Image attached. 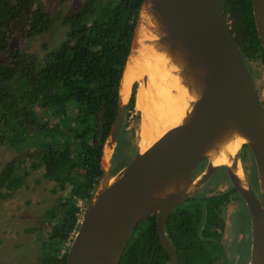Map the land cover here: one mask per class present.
I'll use <instances>...</instances> for the list:
<instances>
[{"label":"trees","instance_id":"16d2710c","mask_svg":"<svg viewBox=\"0 0 264 264\" xmlns=\"http://www.w3.org/2000/svg\"><path fill=\"white\" fill-rule=\"evenodd\" d=\"M143 2L83 0L74 11L59 12L57 18L45 6H35V0H0V131L3 142L18 152L0 170V197L11 196L24 183L27 160L44 167L45 176L61 188L70 185L60 203L62 215L53 217L45 235H38L41 251L36 264H65L82 218L80 202L87 205L100 184L103 147L117 116L120 83ZM222 5L259 88L264 80V49L253 1L222 0ZM57 20L67 27L66 36L44 57L10 49L11 31L16 27L23 25L24 35L34 39ZM5 52L10 63L1 60ZM137 88L135 82L125 110L127 117L134 113L140 120ZM123 121L121 130L128 133L136 154L135 131ZM118 144L117 139L113 174L120 170L118 165H126H114ZM206 165L207 159L199 168ZM246 169L254 187L249 165ZM234 192L242 198L235 188L219 194L197 192L171 212L166 231L177 249L178 264H235L224 238V209L238 198ZM119 264H170L158 235L156 214L135 227Z\"/></svg>","mask_w":264,"mask_h":264},{"label":"water","instance_id":"95a60500","mask_svg":"<svg viewBox=\"0 0 264 264\" xmlns=\"http://www.w3.org/2000/svg\"><path fill=\"white\" fill-rule=\"evenodd\" d=\"M147 1L164 25L160 41L184 57L201 86V95L186 122L168 130L144 151L136 144L138 151L132 161L113 174L112 158L131 94L123 105L119 97L117 116L107 138L112 135L114 139L110 161L107 166L103 164L106 140L104 173L83 210L65 264H119L135 227L154 214L170 264H178L177 249L166 231L169 215L199 192L221 167L250 210L252 251L248 264H264V104L222 0H144L142 7ZM252 1L264 49V0ZM135 82L139 87L144 78ZM233 126L250 139L241 146L239 158L242 163L241 154L248 145L254 155L261 197L243 164L247 186L240 183L229 165H214L207 154L214 139ZM205 159L206 168L200 172ZM164 188L169 191L162 194Z\"/></svg>","mask_w":264,"mask_h":264},{"label":"rangeland","instance_id":"374dc122","mask_svg":"<svg viewBox=\"0 0 264 264\" xmlns=\"http://www.w3.org/2000/svg\"><path fill=\"white\" fill-rule=\"evenodd\" d=\"M82 1L35 0V6L41 4L57 17L59 12L74 11ZM99 1L105 3L107 0ZM66 32L67 27L57 20L49 31L37 38L29 39L24 35V26H18L11 31L10 49H24L42 58L49 49L58 45L65 38ZM1 60L10 63L9 52L2 54ZM262 68L264 69V66ZM252 72L255 82H259L256 80L255 72ZM259 90L264 104V80L260 83ZM135 115L133 113L130 116L128 128L135 131V142L138 144L141 119L137 120ZM127 134L124 129L119 134L115 166L121 163L128 165L135 156L132 154L134 150L129 145ZM2 136V131H0V170L5 163L18 155L9 142H3ZM33 152L30 151L29 154ZM27 167L29 170L24 183L11 196L0 197V264L37 263L41 251L38 235H45L54 220L53 217L62 215L60 203L70 191V185L61 188L56 181L47 178L44 167L41 165L27 160ZM224 173L222 169H218L198 193L207 192L209 188L213 187L217 177ZM227 186H229V182L224 185V188ZM80 205L84 210L85 203L80 202ZM230 207L228 208L230 209V219L228 220L226 240L228 252L236 260L235 264H244L249 260L252 251L250 210L242 198H239ZM227 215H229L228 211ZM226 217L229 218V216Z\"/></svg>","mask_w":264,"mask_h":264},{"label":"bare ground","instance_id":"6f19581e","mask_svg":"<svg viewBox=\"0 0 264 264\" xmlns=\"http://www.w3.org/2000/svg\"><path fill=\"white\" fill-rule=\"evenodd\" d=\"M164 33L160 17L147 1L140 11L133 47L120 87V104L123 105L132 92L133 83L144 78L136 94V106L142 116L138 137L141 151L171 128L186 122L201 95V86L184 57L160 41ZM249 141L246 134L233 126L214 139L207 150L212 164L229 165L244 186H247V182L239 150ZM113 143L111 135L104 147L105 166L110 161ZM168 191L169 188H164L161 193Z\"/></svg>","mask_w":264,"mask_h":264},{"label":"flooded vegetation","instance_id":"af4514ba","mask_svg":"<svg viewBox=\"0 0 264 264\" xmlns=\"http://www.w3.org/2000/svg\"><path fill=\"white\" fill-rule=\"evenodd\" d=\"M129 118L130 117H127V113L125 111L124 120L125 121H129ZM128 127H129V125H128ZM244 154H247V157H245L246 159L244 158ZM241 159H242V164H243V167L245 169L247 177H248V173H247V169L246 168H247V165H249V171H250L249 173L250 174L252 173L253 178H254V181H251V182L254 184V187H255V189H256V191L258 193V196L261 197L260 196L258 172H257L256 164H255L254 155L252 154L251 150H249L245 146H244L243 152L241 154ZM205 168H206V166L204 168L200 169V172H203L205 170ZM223 171L225 173L222 176H218L216 181L214 182L213 187L209 188L207 191H210L212 194H219V193H224L226 191H231L232 188H234L230 177L227 175V172L225 170H223ZM227 182H229V186L224 188V185L227 184ZM237 192H238V190H237ZM200 194L204 195V193H200ZM232 195L237 196L238 194L236 192H234V193H232ZM239 198H241V197L238 195V198H236L235 201H231L224 209V216H225V219H226L227 226H228V220L230 219V209H228V208H231L230 206H232L233 203L236 202ZM227 211L229 212V215H227ZM226 216H229V218H227ZM250 218H251V216H250ZM224 238H225V244L227 246V241H226L227 240V229H226ZM227 248H228V246H227Z\"/></svg>","mask_w":264,"mask_h":264},{"label":"crops","instance_id":"0c3cea01","mask_svg":"<svg viewBox=\"0 0 264 264\" xmlns=\"http://www.w3.org/2000/svg\"><path fill=\"white\" fill-rule=\"evenodd\" d=\"M124 166H125V165H123V166L121 167V166L118 165V167H120V169L123 168Z\"/></svg>","mask_w":264,"mask_h":264}]
</instances>
